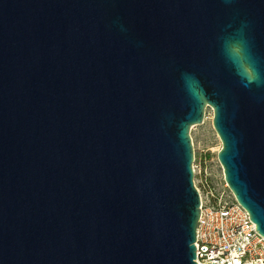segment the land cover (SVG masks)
<instances>
[{"label": "water", "instance_id": "95a60500", "mask_svg": "<svg viewBox=\"0 0 264 264\" xmlns=\"http://www.w3.org/2000/svg\"><path fill=\"white\" fill-rule=\"evenodd\" d=\"M208 108L264 237V0H0V264H197Z\"/></svg>", "mask_w": 264, "mask_h": 264}, {"label": "built area", "instance_id": "2783aa9c", "mask_svg": "<svg viewBox=\"0 0 264 264\" xmlns=\"http://www.w3.org/2000/svg\"><path fill=\"white\" fill-rule=\"evenodd\" d=\"M193 171L201 211L195 242L197 264H264V237L236 201L223 170L218 178L195 161Z\"/></svg>", "mask_w": 264, "mask_h": 264}, {"label": "rangeland", "instance_id": "374dc122", "mask_svg": "<svg viewBox=\"0 0 264 264\" xmlns=\"http://www.w3.org/2000/svg\"><path fill=\"white\" fill-rule=\"evenodd\" d=\"M195 161L207 166L212 174L220 178L222 169L217 158L221 149V142L213 128V111L208 108L203 125L195 126L191 130Z\"/></svg>", "mask_w": 264, "mask_h": 264}, {"label": "clouds", "instance_id": "9594fccd", "mask_svg": "<svg viewBox=\"0 0 264 264\" xmlns=\"http://www.w3.org/2000/svg\"><path fill=\"white\" fill-rule=\"evenodd\" d=\"M255 71L257 72V77H256V81L255 82H258L259 81V75H258V71L255 69ZM252 81H249V83H251Z\"/></svg>", "mask_w": 264, "mask_h": 264}]
</instances>
